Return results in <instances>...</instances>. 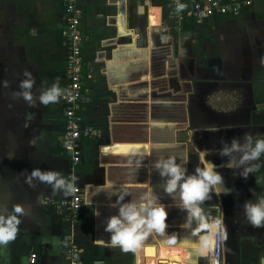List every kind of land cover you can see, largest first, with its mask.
Returning <instances> with one entry per match:
<instances>
[{"label": "crops", "instance_id": "1", "mask_svg": "<svg viewBox=\"0 0 264 264\" xmlns=\"http://www.w3.org/2000/svg\"><path fill=\"white\" fill-rule=\"evenodd\" d=\"M240 2L236 13L192 19L173 15L172 0H77L84 10L89 89L82 114L99 134L81 139L82 161L75 165L64 143L67 2L0 0V212H10L16 204L26 210L17 238L0 250V264H31L33 254L34 264H65L69 239L83 249L82 264H188L192 257L186 241L196 237L179 228L185 214L174 207L167 229L177 236L174 245L151 234L138 252L111 247L104 225L117 208L110 206L108 186H126L132 195L126 201L151 188L167 205L170 197L154 168L157 158L175 156L179 162L189 157L191 173L198 163L196 146L214 150L222 146V138L230 141L245 131L264 134V0ZM25 69L35 77L34 95L58 81L60 101L29 107L22 99L14 100L11 93ZM145 107L147 116L141 118ZM153 107L159 108L158 116ZM121 143H144L148 150L103 151ZM128 159H143V165L127 167ZM206 159L219 166L228 157L212 151ZM37 168L79 177L84 202L77 221L62 206L72 194L53 193L38 180L34 186L27 182ZM217 170L232 191L213 193L204 203L211 207V231L201 233L206 254L195 259L211 264L212 232L220 228L221 264H258L264 254V228L248 224L243 204L255 199L250 189L264 193V168L247 179L227 167Z\"/></svg>", "mask_w": 264, "mask_h": 264}, {"label": "clouds", "instance_id": "2", "mask_svg": "<svg viewBox=\"0 0 264 264\" xmlns=\"http://www.w3.org/2000/svg\"><path fill=\"white\" fill-rule=\"evenodd\" d=\"M177 11H181L183 4H177ZM264 64V57L260 61ZM22 79L17 90L11 93L14 100H23L29 107H36L37 104L47 106L60 101L63 96V89L59 82H54L50 87L43 88L39 95L33 94L36 83L33 73L27 69L22 73ZM8 87V83L3 84ZM218 131V129H215ZM221 147L214 150H201L195 147V154L198 156V163L194 172L189 173L187 164L189 157L183 161L175 156L157 158L154 163L155 170L163 178L164 192L170 197L171 203L160 202L158 194L151 188L142 192L138 198H131L126 201V197L132 196L126 186L112 189V195L108 196L110 206L117 208L114 215L107 217L104 230L110 233L109 245L113 248L119 247L122 251L138 252L142 242L151 234L163 238L165 244L174 245L177 236L175 233L169 235L168 216L171 208H176L184 213V220L179 228L188 233L189 236L196 237L187 240L190 246V258L188 264H198L196 257L206 254V240L199 237L202 232L211 229H201V225L207 223L204 203L212 198L214 193L219 196L221 193L228 194L232 189L226 188L224 177L218 167L233 169V174L247 179L250 174H255L264 168V134H254L245 131L242 136H234L230 141L221 139ZM217 151L221 157H228L227 161L221 165L206 159L212 152ZM143 159H128L126 166L137 169L142 167ZM38 180L49 185L53 193L60 192L69 196L75 192L79 177L69 175L65 177L57 170L34 169L27 177L30 185ZM257 185L260 181L256 180ZM255 199H249L243 204V211L248 224L253 228H264V193H257L256 189H250ZM103 192L107 194V189ZM98 194V193H97ZM115 197V200H112ZM25 208L21 204L14 205L9 212H0V250L5 249L17 238L20 231L22 214ZM99 215V213H96ZM217 223H220L217 221ZM197 229H201L199 232ZM258 264H264V254L258 258Z\"/></svg>", "mask_w": 264, "mask_h": 264}, {"label": "built area", "instance_id": "3", "mask_svg": "<svg viewBox=\"0 0 264 264\" xmlns=\"http://www.w3.org/2000/svg\"><path fill=\"white\" fill-rule=\"evenodd\" d=\"M67 30L70 35L69 49L66 59V73L68 83L64 91V115L66 131L64 143L73 153V163L82 161V138H93L99 134L98 130L84 122L82 108L89 100V89L85 85V63L83 59V42L85 35L81 28L84 10L77 4V0H66ZM177 4H183L181 11H177ZM240 0H172L173 15L192 19H202L215 14L238 12ZM84 198L79 185L72 196L62 202V206L70 210L71 217L77 221ZM224 250L223 232L217 228L212 232V244L209 249L211 264H221ZM83 249L73 239H69L65 249V264H82ZM37 254L31 257V264L36 263Z\"/></svg>", "mask_w": 264, "mask_h": 264}, {"label": "water", "instance_id": "4", "mask_svg": "<svg viewBox=\"0 0 264 264\" xmlns=\"http://www.w3.org/2000/svg\"><path fill=\"white\" fill-rule=\"evenodd\" d=\"M186 136V134H185ZM148 150V146L144 143L140 144H128V143H121L116 145H108L103 147V151L105 152H114V153H145ZM206 211L207 216V223L204 225H201V229H209L208 223H209V211L211 207L209 206H203ZM219 218V216H218ZM217 221H219L217 219ZM204 233H208V231H205Z\"/></svg>", "mask_w": 264, "mask_h": 264}, {"label": "rangeland", "instance_id": "5", "mask_svg": "<svg viewBox=\"0 0 264 264\" xmlns=\"http://www.w3.org/2000/svg\"><path fill=\"white\" fill-rule=\"evenodd\" d=\"M144 109V108H143ZM151 111H154L153 112V114L154 115H156L157 114V116L159 115L158 113H160L159 111V108L158 107H153L152 108V110ZM173 112H174V110H173ZM146 116H147V109H146V107H145V110L143 111H141V118H146ZM163 117V116H162ZM143 127V126H142Z\"/></svg>", "mask_w": 264, "mask_h": 264}]
</instances>
